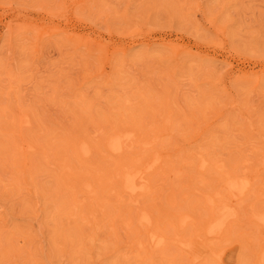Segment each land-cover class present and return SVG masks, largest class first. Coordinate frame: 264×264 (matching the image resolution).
Segmentation results:
<instances>
[{
  "label": "rangeland",
  "instance_id": "1",
  "mask_svg": "<svg viewBox=\"0 0 264 264\" xmlns=\"http://www.w3.org/2000/svg\"><path fill=\"white\" fill-rule=\"evenodd\" d=\"M0 264H264V0H0Z\"/></svg>",
  "mask_w": 264,
  "mask_h": 264
},
{
  "label": "bare ground",
  "instance_id": "2",
  "mask_svg": "<svg viewBox=\"0 0 264 264\" xmlns=\"http://www.w3.org/2000/svg\"><path fill=\"white\" fill-rule=\"evenodd\" d=\"M126 137L128 138V136H126ZM125 139H124V142H125ZM122 144H123V140H122V138L120 136L114 137L110 141V143H108V145L110 146V148L112 150H114V151H119V149H122ZM154 163H156V161L154 162V160L152 162L148 163L147 166H146V169L152 168L153 165H154ZM142 173H143V171H139L138 170L137 172H135L133 174H129L127 176L125 175L126 177H124L125 180L123 179V181H124V187H125V190L126 191H128L129 193H132V194L135 193V192H138V189L140 188V186L138 185V184H140L139 182H141V180L144 181V177H143ZM244 187H245L244 184H242V185L241 184H237V181H236V183L235 182H230V188L229 187L228 188H229V191L231 189V191H233L234 194H237V192L239 194L240 191L245 190V189H243ZM228 214H229V211L227 209L226 210H225V208H224V210L222 209V212L219 214V216L216 219L213 220V222L210 224L209 229H207V230H209L210 233H213V234L216 233L217 234L218 231H220L222 225L224 224V220L226 218H228ZM145 217H143L142 220H145ZM162 242H163L162 238L153 239V243L155 245H157V246L161 245Z\"/></svg>",
  "mask_w": 264,
  "mask_h": 264
}]
</instances>
